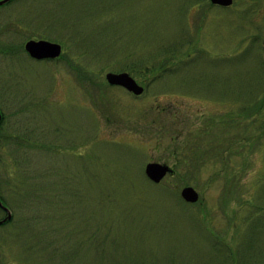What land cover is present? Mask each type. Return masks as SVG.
Returning a JSON list of instances; mask_svg holds the SVG:
<instances>
[{
  "label": "rangeland",
  "instance_id": "374dc122",
  "mask_svg": "<svg viewBox=\"0 0 264 264\" xmlns=\"http://www.w3.org/2000/svg\"><path fill=\"white\" fill-rule=\"evenodd\" d=\"M0 113V264H264V0H10Z\"/></svg>",
  "mask_w": 264,
  "mask_h": 264
},
{
  "label": "water",
  "instance_id": "95a60500",
  "mask_svg": "<svg viewBox=\"0 0 264 264\" xmlns=\"http://www.w3.org/2000/svg\"><path fill=\"white\" fill-rule=\"evenodd\" d=\"M10 0H0V5ZM212 4L220 6H230L233 0H210ZM28 54L35 59L56 58L61 53V45L57 42H52L45 39H29L24 45ZM106 82L111 86H121L134 95H139L143 91V86L138 84L136 80L126 71L121 72H106ZM1 120V113H0ZM173 169L166 163L147 162L144 166V173L146 177L153 183H159L166 174H171ZM181 197L190 203L198 200V192L191 185L184 186L180 191ZM1 204V200H0ZM11 217L10 212L0 223L8 220Z\"/></svg>",
  "mask_w": 264,
  "mask_h": 264
},
{
  "label": "flooded vegetation",
  "instance_id": "af4514ba",
  "mask_svg": "<svg viewBox=\"0 0 264 264\" xmlns=\"http://www.w3.org/2000/svg\"><path fill=\"white\" fill-rule=\"evenodd\" d=\"M0 140H1V147H3V149H4V147H5V143H4L5 136H3V137L0 136ZM0 199H1L0 211L2 212V215L0 216V220L4 219L7 216L8 212H10V214H11V217L8 220L3 221L2 223H0V225H1V224H5V223L9 222L12 219L13 215H12L11 210L7 206V202L4 199H2V198H0Z\"/></svg>",
  "mask_w": 264,
  "mask_h": 264
},
{
  "label": "trees",
  "instance_id": "16d2710c",
  "mask_svg": "<svg viewBox=\"0 0 264 264\" xmlns=\"http://www.w3.org/2000/svg\"><path fill=\"white\" fill-rule=\"evenodd\" d=\"M0 124H1V122H0Z\"/></svg>",
  "mask_w": 264,
  "mask_h": 264
}]
</instances>
